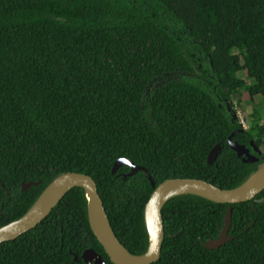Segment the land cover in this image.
Segmentation results:
<instances>
[{"label":"trees","instance_id":"1","mask_svg":"<svg viewBox=\"0 0 264 264\" xmlns=\"http://www.w3.org/2000/svg\"><path fill=\"white\" fill-rule=\"evenodd\" d=\"M237 94L264 101V0H0V229L55 179L77 173L95 180L123 246L145 255L154 189L143 172L113 175L115 164L147 169L158 187H241L264 156L241 159L230 139L259 158L252 143L263 151L264 125L244 129ZM30 183L39 185L23 192ZM228 208L172 199L156 264H264V192L233 206L231 242L205 247L221 237ZM89 250L113 264L76 188L43 224L0 245V264H86Z\"/></svg>","mask_w":264,"mask_h":264},{"label":"water","instance_id":"2","mask_svg":"<svg viewBox=\"0 0 264 264\" xmlns=\"http://www.w3.org/2000/svg\"><path fill=\"white\" fill-rule=\"evenodd\" d=\"M230 145L239 158H246L250 163H258L263 158V152L254 143H252V146H254L259 158L251 154L246 146H241L233 142L232 139H230ZM220 153L221 146L218 145L211 152L208 163L210 165L213 164ZM124 167L131 169L130 174L124 176L125 180L143 172L147 175L154 189V194L145 209V223L150 238L149 250L145 255L134 256L123 246L112 228L95 180L90 176L77 173L64 174L55 179L24 217L1 228L0 245L14 242L39 227L49 218L53 210L64 200L69 192L76 188H81L85 190L88 198L91 228L111 262L113 264H156L161 260L166 238L163 211L172 199L182 195H194L216 204L229 206L225 228L221 237L218 240L209 241L205 245L207 249L216 251L232 241L230 231L233 224V206L251 202L264 192V162L261 163L258 171L244 185L235 190H222L208 182L191 179L171 180L158 187L147 169L136 166L129 160L118 161L113 168L112 174L116 175ZM261 172H263V175L252 186L246 187ZM38 185L36 183L23 185V192H27ZM82 260L86 264H107L103 257L94 250L86 251L82 256ZM79 261V257L76 256L75 262Z\"/></svg>","mask_w":264,"mask_h":264},{"label":"rangeland","instance_id":"3","mask_svg":"<svg viewBox=\"0 0 264 264\" xmlns=\"http://www.w3.org/2000/svg\"><path fill=\"white\" fill-rule=\"evenodd\" d=\"M169 78L171 79V77ZM166 80L169 79L166 78L164 81L160 80L159 83L155 84V87L164 84ZM252 83H254V80H252ZM247 84L250 85L251 82L248 81ZM242 98H244L243 101ZM262 100L261 97H258L254 101H246V96L244 94H237L233 97L235 109L238 111L237 118L241 121L245 130H249L250 127L257 122L264 125V101ZM262 152L264 156V149Z\"/></svg>","mask_w":264,"mask_h":264},{"label":"bare ground","instance_id":"4","mask_svg":"<svg viewBox=\"0 0 264 264\" xmlns=\"http://www.w3.org/2000/svg\"><path fill=\"white\" fill-rule=\"evenodd\" d=\"M263 175V172H261L260 174H258L257 176H255L246 187H250L252 186L261 176Z\"/></svg>","mask_w":264,"mask_h":264},{"label":"built area","instance_id":"5","mask_svg":"<svg viewBox=\"0 0 264 264\" xmlns=\"http://www.w3.org/2000/svg\"><path fill=\"white\" fill-rule=\"evenodd\" d=\"M237 115H238V112H237ZM237 115H236V118H237ZM244 127V126H243Z\"/></svg>","mask_w":264,"mask_h":264}]
</instances>
